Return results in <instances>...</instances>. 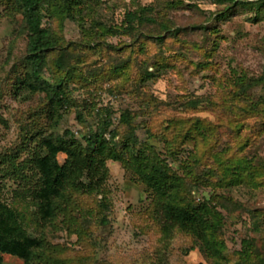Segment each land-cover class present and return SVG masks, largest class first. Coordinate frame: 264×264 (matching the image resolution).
Returning a JSON list of instances; mask_svg holds the SVG:
<instances>
[{"label": "rangeland", "instance_id": "1", "mask_svg": "<svg viewBox=\"0 0 264 264\" xmlns=\"http://www.w3.org/2000/svg\"><path fill=\"white\" fill-rule=\"evenodd\" d=\"M240 1L86 0L91 9L80 17L46 5L54 43L42 75L65 100L55 106L21 83L29 32L15 0H0V202L25 234L43 239L41 264H214L189 233L163 238L158 198L123 162L107 161L108 178L94 192L67 188L55 216L42 218L33 161L45 153L41 140L70 131L84 147L98 130L116 141L136 130L165 158L183 202L224 215V264L264 260V0ZM128 12L154 21L128 34ZM110 27L116 32L102 33Z\"/></svg>", "mask_w": 264, "mask_h": 264}, {"label": "trees", "instance_id": "2", "mask_svg": "<svg viewBox=\"0 0 264 264\" xmlns=\"http://www.w3.org/2000/svg\"><path fill=\"white\" fill-rule=\"evenodd\" d=\"M15 2L24 15L29 32L26 58L29 72L27 78L21 83L34 92L45 93L53 105H63L65 100L61 86L51 84L42 75L47 53L54 43L49 29L43 26V8L46 5L56 4L53 11L58 16L79 15L80 17L83 10H90L91 7L87 5L86 0H15ZM60 2L62 5L66 3V7L61 6ZM215 2L244 4L240 0H215ZM125 20L123 31L128 34L136 30V24L154 21L151 17L138 12H128ZM92 27L94 28L95 25ZM163 28L168 30L167 26ZM107 30L103 28L102 33L113 34L117 29L110 27V31ZM177 33L175 32L174 35ZM159 39L162 41V36ZM148 75L151 76V74ZM244 82L245 84L242 83V85L247 87V81ZM123 121L128 122V117L124 116ZM85 142L86 146L83 147L70 131H67L62 138L54 139L47 136L41 140L40 144L45 153L37 154L33 161L41 178L35 197L40 202L39 211L43 219H51L55 216L57 201L62 198L67 188L71 187L87 193L101 188L109 174L107 161H119L135 172L158 198L165 240L172 238L175 229L185 231L195 239L200 249L214 261V264H224L225 244L219 237L223 228L224 215L207 202L197 204L193 201L183 202L179 195V184L173 180L166 169L165 158L152 144L142 142L136 135V130L121 141H116L115 133L108 138L101 130L92 131L85 136ZM59 154L65 155L63 163L59 161ZM215 161L221 167L223 175H231V182L228 184L236 183L238 180L237 176L236 179L234 178L236 173H229L231 164L227 160ZM43 245L42 238L25 234L20 229L15 212L0 202V264L4 263L3 254L19 257L25 264H41L43 258L39 250ZM247 248H251L250 243L246 244ZM243 252L245 254L246 251ZM243 262L244 264H264L263 258L251 260L244 257ZM50 263L62 264L56 260Z\"/></svg>", "mask_w": 264, "mask_h": 264}]
</instances>
